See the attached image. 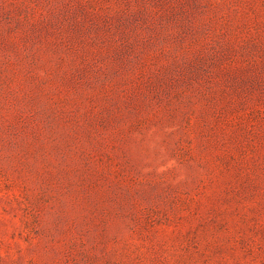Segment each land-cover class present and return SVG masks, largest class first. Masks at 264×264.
Returning <instances> with one entry per match:
<instances>
[{
  "label": "rangeland",
  "instance_id": "rangeland-1",
  "mask_svg": "<svg viewBox=\"0 0 264 264\" xmlns=\"http://www.w3.org/2000/svg\"><path fill=\"white\" fill-rule=\"evenodd\" d=\"M0 264H264V0H0Z\"/></svg>",
  "mask_w": 264,
  "mask_h": 264
}]
</instances>
